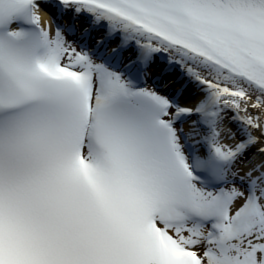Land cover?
Returning <instances> with one entry per match:
<instances>
[{
  "label": "snow or ice",
  "instance_id": "obj_1",
  "mask_svg": "<svg viewBox=\"0 0 264 264\" xmlns=\"http://www.w3.org/2000/svg\"><path fill=\"white\" fill-rule=\"evenodd\" d=\"M0 264H264V0H0Z\"/></svg>",
  "mask_w": 264,
  "mask_h": 264
},
{
  "label": "bare ground",
  "instance_id": "obj_2",
  "mask_svg": "<svg viewBox=\"0 0 264 264\" xmlns=\"http://www.w3.org/2000/svg\"><path fill=\"white\" fill-rule=\"evenodd\" d=\"M234 143V142H233Z\"/></svg>",
  "mask_w": 264,
  "mask_h": 264
}]
</instances>
